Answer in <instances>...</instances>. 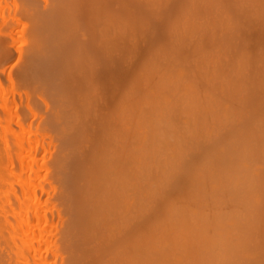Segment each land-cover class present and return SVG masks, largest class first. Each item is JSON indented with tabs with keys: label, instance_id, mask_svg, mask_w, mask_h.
Returning a JSON list of instances; mask_svg holds the SVG:
<instances>
[{
	"label": "bare ground",
	"instance_id": "6f19581e",
	"mask_svg": "<svg viewBox=\"0 0 264 264\" xmlns=\"http://www.w3.org/2000/svg\"><path fill=\"white\" fill-rule=\"evenodd\" d=\"M0 264H264V0H0Z\"/></svg>",
	"mask_w": 264,
	"mask_h": 264
}]
</instances>
